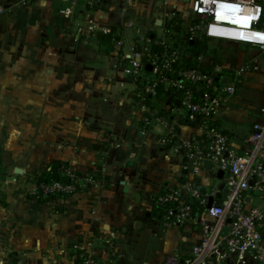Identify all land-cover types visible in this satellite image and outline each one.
<instances>
[{"label":"crops","instance_id":"1","mask_svg":"<svg viewBox=\"0 0 264 264\" xmlns=\"http://www.w3.org/2000/svg\"><path fill=\"white\" fill-rule=\"evenodd\" d=\"M140 1L0 0V264H74L72 244L82 239L101 264H165L200 241L197 224L165 225L156 198L186 179L203 192H220L223 181L218 173L208 180L207 162L201 173L191 170L186 145L201 137L199 122L176 92H146L128 58L131 43L147 54L161 40L183 58L190 0H144L145 11ZM201 41L200 67L224 69L219 86L242 69L214 118L242 152L264 121L260 54L234 41ZM101 158L102 185L59 199L31 195L52 164L85 173ZM215 264L257 262L230 256Z\"/></svg>","mask_w":264,"mask_h":264},{"label":"built area","instance_id":"2","mask_svg":"<svg viewBox=\"0 0 264 264\" xmlns=\"http://www.w3.org/2000/svg\"><path fill=\"white\" fill-rule=\"evenodd\" d=\"M83 1L89 7L98 2ZM61 2L68 6L76 0ZM188 9L190 40L213 38L247 44L259 52L264 70V0H190ZM95 24L98 25L89 24L91 29ZM115 44L120 47L122 42L117 40ZM158 45V50L145 54L131 43L130 73L134 78L147 80L146 92L155 94L162 88L178 94L181 109L195 118L201 128V137L186 145L188 165L198 174L204 163L209 162L208 180H218L220 170L223 181L220 199L213 201L209 208L208 198L218 190L203 192L192 179L169 186L158 194L156 205L163 212L165 225L192 223L201 228V239L190 253L180 259L171 256L165 264H215L230 256H235L238 263L251 256L257 264H264V121L254 124L246 138L247 147L238 152L230 147L226 134L214 119L219 104L234 94L242 69L230 72L232 79L219 86L215 77L223 74L220 64L203 72L200 67L185 66L182 53L171 42L161 40ZM147 65L151 67L150 79ZM173 136L171 132L168 138ZM98 165L85 173L69 164L63 165L58 170L60 178L36 183L31 195L37 199H59L89 186L102 185L105 182L103 158ZM251 199L258 200L259 204L251 203ZM72 250L76 254L74 264H101L94 257L90 241L77 240Z\"/></svg>","mask_w":264,"mask_h":264},{"label":"trees","instance_id":"3","mask_svg":"<svg viewBox=\"0 0 264 264\" xmlns=\"http://www.w3.org/2000/svg\"><path fill=\"white\" fill-rule=\"evenodd\" d=\"M201 44H202V41L196 38L192 39V43H190V39H187L185 41L186 48H185V53H184V57L182 60L185 66L200 67L199 59L201 56V49H200ZM156 50H158V48ZM201 70L203 72H209V71L203 70L202 68ZM218 79L220 78L215 77L216 81H218ZM160 90H164V89L160 88L159 91ZM61 166H63V163H60V162L52 164L44 174L36 178V183L48 182V181L60 178L61 175L58 173V170Z\"/></svg>","mask_w":264,"mask_h":264},{"label":"water","instance_id":"4","mask_svg":"<svg viewBox=\"0 0 264 264\" xmlns=\"http://www.w3.org/2000/svg\"><path fill=\"white\" fill-rule=\"evenodd\" d=\"M190 42H192V40H190ZM149 67H150V66L147 65V68H149ZM207 164L210 165L209 162H207ZM218 176H219V177L222 176V171H220V170L218 171ZM220 196H221V193H220V192H217V193H215L213 196H210V197L208 198V201H207V208L210 207V205L213 203V201H214L215 199L220 198Z\"/></svg>","mask_w":264,"mask_h":264},{"label":"rangeland","instance_id":"5","mask_svg":"<svg viewBox=\"0 0 264 264\" xmlns=\"http://www.w3.org/2000/svg\"><path fill=\"white\" fill-rule=\"evenodd\" d=\"M144 0H141L140 1V5H141V7H143V9L141 10V11H145L146 9H145V7H144ZM140 13V12H139ZM141 18V17H140ZM138 20V19H137Z\"/></svg>","mask_w":264,"mask_h":264}]
</instances>
